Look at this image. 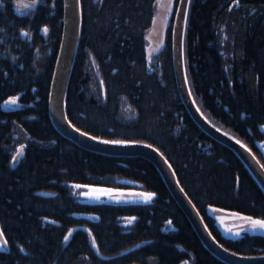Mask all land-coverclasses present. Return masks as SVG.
<instances>
[{
	"label": "trees",
	"instance_id": "obj_1",
	"mask_svg": "<svg viewBox=\"0 0 264 264\" xmlns=\"http://www.w3.org/2000/svg\"><path fill=\"white\" fill-rule=\"evenodd\" d=\"M156 1L81 0L69 119L100 138L160 149L216 239L232 252L264 255L263 234L226 236L208 212L216 206L264 219V192L182 101L171 39L179 0L164 47L148 63ZM63 16L64 0L0 3V232L7 244L0 264H226L204 247L154 164L80 148L53 126L49 97ZM185 60L202 112L264 165V0H192ZM73 183H135L156 196L88 203L75 197Z\"/></svg>",
	"mask_w": 264,
	"mask_h": 264
},
{
	"label": "water",
	"instance_id": "obj_2",
	"mask_svg": "<svg viewBox=\"0 0 264 264\" xmlns=\"http://www.w3.org/2000/svg\"><path fill=\"white\" fill-rule=\"evenodd\" d=\"M191 1L179 0L171 32L174 71L182 101L193 120L206 134L238 155L264 192V165L262 162L247 144L214 124L202 112L194 98L185 60V39ZM185 13L187 19L184 18ZM82 31L83 10L81 0H64L63 35L49 97V114L55 129L64 138L88 151L111 157H141L150 161L161 173L172 197L189 219L204 247L212 255L226 264H264V255H241L227 249L216 239L197 206L182 187L174 166L160 149L157 151L158 148L154 145L141 141L130 144L105 143L104 141L112 140L100 137L93 139L92 137L97 136L89 134L71 122L67 113V97ZM84 133L88 135H84ZM0 240L4 247H7L2 234H0Z\"/></svg>",
	"mask_w": 264,
	"mask_h": 264
},
{
	"label": "rangeland",
	"instance_id": "obj_3",
	"mask_svg": "<svg viewBox=\"0 0 264 264\" xmlns=\"http://www.w3.org/2000/svg\"><path fill=\"white\" fill-rule=\"evenodd\" d=\"M174 0H157L155 4V16L153 25L146 35V52L147 60L149 64L154 62L155 56L162 50L165 44V39L171 18L173 15ZM173 26V21L171 22ZM11 106H16V102L10 101L8 103ZM132 109H127L128 118H132ZM29 136V134H27ZM264 151V143L262 144ZM23 153V147H20V155ZM71 189L75 197L82 202L88 203H100V202H116V203H148L153 201L156 194L150 199L145 198L142 194L147 193L142 189L140 184L133 183V187L129 188H115L105 187L98 185H89L81 183L70 184ZM94 189H108L109 192H103L99 194H86L93 193ZM208 212L211 214L220 228L222 233L226 236L239 238L246 233L263 234L264 228L257 226L252 228L251 224L247 222L243 217H252L253 219H263L259 217H253L250 215L242 214L240 212L226 210L218 208L216 206H209ZM0 249H4L3 243L0 241ZM188 264V263H185Z\"/></svg>",
	"mask_w": 264,
	"mask_h": 264
},
{
	"label": "snow or ice",
	"instance_id": "obj_4",
	"mask_svg": "<svg viewBox=\"0 0 264 264\" xmlns=\"http://www.w3.org/2000/svg\"><path fill=\"white\" fill-rule=\"evenodd\" d=\"M0 3H3V0H0ZM33 3H36V0H33ZM184 18L187 19V14H184ZM45 31H47V27H45L44 29ZM11 101H15L16 97H10L9 98ZM74 127V126H73ZM77 131H79V129H77ZM84 135H88L87 133H84ZM93 139H99L98 137H92ZM105 143H112V144H130V143H136V141H128V140H112V141H104ZM23 147V146H21ZM149 147H151V145H149ZM157 151H159V149H157ZM13 159H15V157H13ZM111 190L108 189H94L93 193H86V194H99V193H103V192H109ZM145 198L150 199L151 197H153L155 195V193H143L142 194ZM135 217L130 218V220H134ZM243 219H245L247 222H249L252 226V228H256L257 226H259L260 228H264V219H253L252 217H243ZM2 234V233H0ZM65 239L67 240L68 237L66 236ZM93 243H95V241H93Z\"/></svg>",
	"mask_w": 264,
	"mask_h": 264
},
{
	"label": "bare ground",
	"instance_id": "obj_5",
	"mask_svg": "<svg viewBox=\"0 0 264 264\" xmlns=\"http://www.w3.org/2000/svg\"><path fill=\"white\" fill-rule=\"evenodd\" d=\"M90 134V133H89Z\"/></svg>",
	"mask_w": 264,
	"mask_h": 264
}]
</instances>
